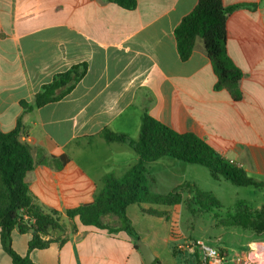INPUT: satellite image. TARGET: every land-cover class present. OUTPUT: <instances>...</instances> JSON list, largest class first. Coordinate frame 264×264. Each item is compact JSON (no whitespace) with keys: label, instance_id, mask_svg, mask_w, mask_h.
I'll return each instance as SVG.
<instances>
[{"label":"crops","instance_id":"obj_1","mask_svg":"<svg viewBox=\"0 0 264 264\" xmlns=\"http://www.w3.org/2000/svg\"><path fill=\"white\" fill-rule=\"evenodd\" d=\"M198 1L137 0V8L129 11L106 0H0V131H12L22 119L36 163L26 176L31 197L45 212L55 211L63 223L77 228L64 245L32 251V234L15 230L13 249L19 255H28L33 264H146L125 232L84 226L66 216L68 210L95 201L104 177L120 178L137 164L131 147L107 143L100 133L107 129L137 140L145 111L179 133L198 136L264 183V0H223L226 6H245L231 13L226 25L227 53L243 73L239 101L226 89L215 90L217 76L202 39L188 60L179 56L175 30ZM79 64H86L87 73L70 94L24 112L22 101L33 103L44 85ZM60 156L70 161L57 169L48 159ZM191 166L171 158L151 163V191L167 195L184 187L188 201L198 189L189 177ZM142 205L130 206L127 214L156 259L202 263L197 256L195 262L181 257L173 240L168 241L167 260L143 237H150L149 223L164 227L183 204L163 206L171 211ZM190 207L199 216L207 213L195 204ZM149 210L168 212L169 217L149 216ZM104 221L118 226L116 216ZM170 235L175 238L173 230ZM149 239L155 243L154 237ZM218 247L229 255L228 248ZM181 248L197 254L187 245ZM0 264H13L1 238Z\"/></svg>","mask_w":264,"mask_h":264},{"label":"trees","instance_id":"obj_2","mask_svg":"<svg viewBox=\"0 0 264 264\" xmlns=\"http://www.w3.org/2000/svg\"><path fill=\"white\" fill-rule=\"evenodd\" d=\"M125 10H135L137 0H106ZM244 5L226 6L223 0H199L195 9L186 16L175 30L177 49L182 61L192 54L198 38L202 39L207 56L212 63L217 82L215 90H228L235 101L241 99L239 84L242 71L233 63L227 53V19ZM87 73L86 64L73 66L69 71L56 75L52 82L44 85L34 97L33 103L24 101V112H30L47 104L58 102L71 93ZM27 135L22 119L15 129L0 131V238L4 251L13 264H33L28 255L21 256L13 249V232L31 233L29 250L45 249L52 244L64 245L69 235L77 228L62 222L57 212H45L30 195L26 176L36 163L32 147L25 141ZM100 137L107 143H121L131 147L138 155L137 164L124 176L103 178V189L94 202L68 210V220L78 219L84 226L108 230L110 233L125 232L134 241L139 238L127 210L132 205L152 204L169 208L181 206L184 202L199 207V212L222 210L223 206L211 194L196 189L192 199L184 201V187L167 195L151 191L149 165L162 158L199 165L207 168L212 179L230 182L236 187L264 188V183L249 177L241 168L231 164L207 142L193 133H179L151 117L146 111L142 116L140 135L137 140L128 135L103 130ZM57 169L70 161L68 156L48 159ZM149 216L168 219V212L145 211ZM231 212H229L230 214ZM107 216H116L118 226L106 224ZM224 227L248 230L257 236L264 235V206L251 208L246 202L236 205L232 214L221 221ZM227 256L228 251L220 248ZM153 264H163L158 259ZM202 264V263H201Z\"/></svg>","mask_w":264,"mask_h":264},{"label":"rangeland","instance_id":"obj_3","mask_svg":"<svg viewBox=\"0 0 264 264\" xmlns=\"http://www.w3.org/2000/svg\"><path fill=\"white\" fill-rule=\"evenodd\" d=\"M189 177L195 180L197 188L200 191L211 193L221 202L223 209H214L211 212L199 216L194 214V212L192 213L191 210L187 208V203L184 202V208L181 210L180 214L169 219L164 227L160 224L159 228H157L158 226L152 224L154 222L147 225L150 231V237L147 234H143V237H147V240H149L148 242L153 244V250L160 252L161 255L166 258L168 257V241L173 240L175 243L173 246H175V249L178 248V254L181 255V257H186L190 260L193 259L195 262L196 256L197 258H201V252L197 250V254L183 253L184 251H182L183 248L181 247H184L189 242L202 240L217 248H219L218 246L228 248L229 255L227 261L228 263L231 262L232 264H236L234 260L247 250V244L250 240H255L252 247L259 243H264V237H262L264 235L257 236L253 232L241 228L221 226V221L227 219L228 216L232 214V210L239 203L246 202L251 208L262 206L264 202L262 190L236 187L226 180L218 182L212 179L209 170L203 166H191L189 168ZM190 199L192 198H189V200ZM151 206L157 209L169 210L159 205H142L144 208ZM229 212L231 213L229 214ZM172 230L174 231L175 238L170 235ZM152 237H154L155 243L150 241L151 239L149 238ZM140 240L143 241L142 239ZM166 259L169 260L168 258Z\"/></svg>","mask_w":264,"mask_h":264},{"label":"built area","instance_id":"obj_4","mask_svg":"<svg viewBox=\"0 0 264 264\" xmlns=\"http://www.w3.org/2000/svg\"><path fill=\"white\" fill-rule=\"evenodd\" d=\"M188 250L195 252L199 250L202 254L200 261L202 264H225L227 256L214 246L207 244L202 240H196L187 244ZM237 264H264V243H259L250 248V251L244 256L236 258Z\"/></svg>","mask_w":264,"mask_h":264},{"label":"water","instance_id":"obj_5","mask_svg":"<svg viewBox=\"0 0 264 264\" xmlns=\"http://www.w3.org/2000/svg\"><path fill=\"white\" fill-rule=\"evenodd\" d=\"M136 244L144 257L146 264H153L156 260V257L153 254L151 248L140 239L136 241Z\"/></svg>","mask_w":264,"mask_h":264}]
</instances>
